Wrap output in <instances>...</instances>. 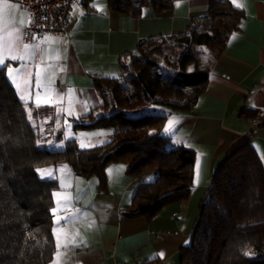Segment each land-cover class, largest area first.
I'll list each match as a JSON object with an SVG mask.
<instances>
[{
  "label": "crops",
  "instance_id": "0c3cea01",
  "mask_svg": "<svg viewBox=\"0 0 264 264\" xmlns=\"http://www.w3.org/2000/svg\"><path fill=\"white\" fill-rule=\"evenodd\" d=\"M229 1L242 12L241 21L218 54L202 48L208 53L207 59L200 57L207 78L194 86V103L183 110L154 106L166 114L162 132L170 144L192 150L189 195L151 217L129 216L134 191L153 171L130 175L125 162H112L102 184L96 175L76 174L66 164L39 167L46 170L38 172L41 177L56 180L48 264H180L200 204L224 160L249 144L264 169V0ZM207 4L176 0L163 11L144 6L131 15L109 9L107 0H76L66 33L28 39L26 10L16 0H0V61L7 64L0 67L24 104L44 109L42 127L53 137L60 134L52 148L61 149L70 139L78 149L106 145L112 128L73 126L90 120L102 105L94 79L118 78L121 60L141 41L183 33L206 13Z\"/></svg>",
  "mask_w": 264,
  "mask_h": 264
},
{
  "label": "trees",
  "instance_id": "16d2710c",
  "mask_svg": "<svg viewBox=\"0 0 264 264\" xmlns=\"http://www.w3.org/2000/svg\"><path fill=\"white\" fill-rule=\"evenodd\" d=\"M174 1L107 4L113 11L137 15L144 6L160 12ZM241 17L229 0H208L206 13L183 33L141 41L135 53L121 60L118 78L94 79L102 105L90 120L73 126H107L113 139L90 149H78L73 139L61 149L52 148L60 134L53 137L42 127L44 109L24 104L0 67V264H48L53 255L51 192L56 180L41 177L39 167L66 164L76 174L96 175L102 184L112 162H125L130 175L153 171V178L134 191L129 216L151 217L189 195L192 150L170 144L162 132L166 114L154 106L183 110L194 103V86L207 78L201 49L218 54ZM163 50L174 52L170 61L159 58ZM208 193L180 264H264V169L249 144L224 160Z\"/></svg>",
  "mask_w": 264,
  "mask_h": 264
},
{
  "label": "built area",
  "instance_id": "2783aa9c",
  "mask_svg": "<svg viewBox=\"0 0 264 264\" xmlns=\"http://www.w3.org/2000/svg\"><path fill=\"white\" fill-rule=\"evenodd\" d=\"M76 0H16L26 10L30 23L26 27V38L36 34H64L68 22L75 16Z\"/></svg>",
  "mask_w": 264,
  "mask_h": 264
},
{
  "label": "rangeland",
  "instance_id": "374dc122",
  "mask_svg": "<svg viewBox=\"0 0 264 264\" xmlns=\"http://www.w3.org/2000/svg\"><path fill=\"white\" fill-rule=\"evenodd\" d=\"M192 49L194 50V48L192 47ZM196 50H200V49H196V47H195V51ZM202 50V49H201ZM174 52H171V51H169V50H163V52H161V53H159L158 55H159V58L160 59H162L163 60V58L165 57L166 58V60H171V58L174 56V54H173ZM207 54L208 53H202V55H201V59H205V57L207 56ZM168 58V59H167ZM190 68V67H189ZM157 111V110H156Z\"/></svg>",
  "mask_w": 264,
  "mask_h": 264
},
{
  "label": "snow or ice",
  "instance_id": "6c2138e0",
  "mask_svg": "<svg viewBox=\"0 0 264 264\" xmlns=\"http://www.w3.org/2000/svg\"><path fill=\"white\" fill-rule=\"evenodd\" d=\"M233 2L235 3V0H233ZM26 47H27V46H26ZM205 51H207V50H205ZM12 59H17V58H16V57H12ZM205 59H207V58L205 57ZM0 64H2L4 67H7V64L4 63L3 61H0ZM38 102H39V101H38ZM44 103H48V101H45ZM165 131L167 132L168 129L166 128ZM44 171H46V170H38V172H41L42 174H43ZM58 248H59V245H58ZM160 255H161V257H162V256H163V253H161Z\"/></svg>",
  "mask_w": 264,
  "mask_h": 264
}]
</instances>
